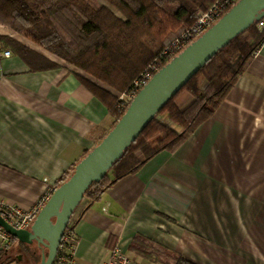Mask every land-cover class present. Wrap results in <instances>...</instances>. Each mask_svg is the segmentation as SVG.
<instances>
[{
    "label": "crops",
    "instance_id": "1",
    "mask_svg": "<svg viewBox=\"0 0 264 264\" xmlns=\"http://www.w3.org/2000/svg\"><path fill=\"white\" fill-rule=\"evenodd\" d=\"M61 67L0 61V201L31 208L108 133L114 117L78 70L0 24ZM192 101L183 92L181 108ZM78 264H104L137 240L193 264H264V42L214 114L176 150L108 188L75 224ZM138 256L142 264H164Z\"/></svg>",
    "mask_w": 264,
    "mask_h": 264
},
{
    "label": "trees",
    "instance_id": "2",
    "mask_svg": "<svg viewBox=\"0 0 264 264\" xmlns=\"http://www.w3.org/2000/svg\"><path fill=\"white\" fill-rule=\"evenodd\" d=\"M216 1L0 0V24L74 66L82 84L114 117V126L128 106L120 96L130 93L137 79L149 72L154 74L174 57L179 52L174 43L182 40ZM263 42L264 26L256 23L194 74L106 176L89 187L65 233H73L84 213L118 180L136 173L158 153L176 150L210 118ZM0 49L19 55L35 71L61 67L55 60L8 36L0 35ZM183 92L190 94L192 101L181 108L177 99ZM71 174L65 175L61 183ZM136 242L133 252L143 258L164 264H193L169 250L143 240ZM16 243L22 253L32 255L30 244L15 239L11 246L0 245V264H20L18 256L9 255ZM71 243H77L76 235ZM33 259L29 261H38Z\"/></svg>",
    "mask_w": 264,
    "mask_h": 264
},
{
    "label": "water",
    "instance_id": "3",
    "mask_svg": "<svg viewBox=\"0 0 264 264\" xmlns=\"http://www.w3.org/2000/svg\"><path fill=\"white\" fill-rule=\"evenodd\" d=\"M264 17V0H239L217 22L158 69L140 88L121 118L60 183L30 228L0 227L19 242L47 250L41 264H53L76 207L94 182L101 181L160 110L219 50Z\"/></svg>",
    "mask_w": 264,
    "mask_h": 264
},
{
    "label": "built area",
    "instance_id": "4",
    "mask_svg": "<svg viewBox=\"0 0 264 264\" xmlns=\"http://www.w3.org/2000/svg\"><path fill=\"white\" fill-rule=\"evenodd\" d=\"M238 1L239 0H217L213 4V6L199 18L197 25L192 30L188 31L187 34L184 35L182 40L176 41L174 43V48L179 49V52L183 50V48H185L189 43H191L203 32H205L210 26L217 22ZM257 24L259 26H264V17L259 20ZM12 54L13 53L10 50L0 49V61L3 58L11 57ZM152 75L153 74L149 72L144 74L141 78L137 79L134 82L130 93L123 94L120 96V98L129 104L130 101L135 97L137 92L140 90V88H142L148 82ZM58 186L59 183H53L48 185V187L42 193L38 201L29 209H24L20 206L0 201V213L12 226L21 229L30 228L39 211L43 208V206L46 204V202ZM73 236H75L74 231L73 233L64 234L61 243L58 247V251L54 258L53 264H78L74 256L75 245L71 243ZM15 239L16 238L12 234L8 233L5 229L0 227L1 246H11L14 243ZM104 264L142 263L140 262L138 256L127 254L122 251L120 247H115L112 250L109 259L105 261Z\"/></svg>",
    "mask_w": 264,
    "mask_h": 264
},
{
    "label": "rangeland",
    "instance_id": "5",
    "mask_svg": "<svg viewBox=\"0 0 264 264\" xmlns=\"http://www.w3.org/2000/svg\"><path fill=\"white\" fill-rule=\"evenodd\" d=\"M9 255H11V257L13 258L16 256H20V264H40L39 258L36 263H33L32 261L30 262L27 255L21 252L20 247L17 243L11 247ZM9 264H14V262H11Z\"/></svg>",
    "mask_w": 264,
    "mask_h": 264
},
{
    "label": "flooded vegetation",
    "instance_id": "6",
    "mask_svg": "<svg viewBox=\"0 0 264 264\" xmlns=\"http://www.w3.org/2000/svg\"><path fill=\"white\" fill-rule=\"evenodd\" d=\"M31 245V254L30 256H27L28 259H38L40 260V264H41V259H42V256L43 254H46V249L43 248V247H39L35 242L33 244H30ZM18 258L20 259V256H18ZM33 259V261H34ZM35 259V260H36ZM37 262V261H36Z\"/></svg>",
    "mask_w": 264,
    "mask_h": 264
}]
</instances>
